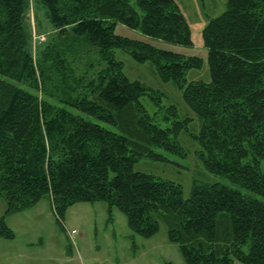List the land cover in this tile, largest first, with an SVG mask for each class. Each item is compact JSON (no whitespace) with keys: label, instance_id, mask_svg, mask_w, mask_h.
<instances>
[{"label":"trees","instance_id":"16d2710c","mask_svg":"<svg viewBox=\"0 0 264 264\" xmlns=\"http://www.w3.org/2000/svg\"><path fill=\"white\" fill-rule=\"evenodd\" d=\"M38 2L56 34L38 42L33 56L24 28L28 0H0V238L14 236L7 216L43 198L60 218L74 204L104 202L143 238L163 221L185 264H264V201L218 183H193L185 198L179 184L134 169L143 158L161 160L156 150L185 156L178 136L187 132L207 172L264 199V0H227L208 20V83L185 80L202 67L200 58L114 33L120 24L191 46L174 0ZM113 49L153 62L163 82H174L199 131L189 133L188 120L156 124L140 99L158 104L161 94L130 80ZM92 52L105 67L94 66ZM166 111V119L177 118L175 107Z\"/></svg>","mask_w":264,"mask_h":264},{"label":"rangeland","instance_id":"374dc122","mask_svg":"<svg viewBox=\"0 0 264 264\" xmlns=\"http://www.w3.org/2000/svg\"><path fill=\"white\" fill-rule=\"evenodd\" d=\"M185 16L190 28L191 46H183L147 38L138 31L117 24L114 33L129 39L147 41L153 46L202 60L200 69L186 72V83L210 81L207 50L202 40V31L208 20L220 16L226 9L227 0H174ZM24 28L30 39L32 55L38 50V42L52 39L56 31L51 27L46 9L38 0H28ZM95 48V47H93ZM112 56L123 64L124 74L161 94L155 104L145 96L140 102L162 128L170 127L174 121L188 120L189 133L196 134L200 119L187 107L182 92L174 82H163L153 62H136L123 49H113ZM90 61L99 69L106 62L92 52ZM0 78H4L0 75ZM175 107L177 118H165L168 107ZM178 141L185 156L169 154L161 150L155 153L161 160L141 159L135 171L161 177L179 184L185 198L190 196L193 183H218L264 201L260 196L232 184L227 178L207 172L195 152L198 147L187 132H181ZM264 166V161H263ZM6 202L0 199V218ZM7 227L13 232L10 240L0 238V264H185L179 246L167 239L166 226L159 220V230L151 238H143L131 232L126 216L117 208L109 215L104 202L77 203L70 206L60 218L54 212L48 198L41 199L31 209L5 218ZM75 231V234H71ZM249 246L243 247L248 252ZM233 264H241L234 261Z\"/></svg>","mask_w":264,"mask_h":264},{"label":"water","instance_id":"95a60500","mask_svg":"<svg viewBox=\"0 0 264 264\" xmlns=\"http://www.w3.org/2000/svg\"><path fill=\"white\" fill-rule=\"evenodd\" d=\"M63 32H66V29H61V30L59 31V35H61Z\"/></svg>","mask_w":264,"mask_h":264},{"label":"built area","instance_id":"2783aa9c","mask_svg":"<svg viewBox=\"0 0 264 264\" xmlns=\"http://www.w3.org/2000/svg\"><path fill=\"white\" fill-rule=\"evenodd\" d=\"M71 234H72V235L75 234V231H72Z\"/></svg>","mask_w":264,"mask_h":264}]
</instances>
